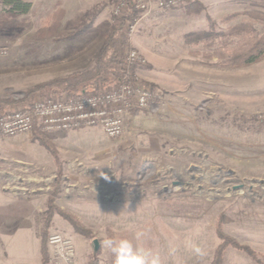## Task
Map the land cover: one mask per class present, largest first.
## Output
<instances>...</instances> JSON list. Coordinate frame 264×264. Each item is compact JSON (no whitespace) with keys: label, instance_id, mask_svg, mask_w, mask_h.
Wrapping results in <instances>:
<instances>
[{"label":"rangeland","instance_id":"obj_1","mask_svg":"<svg viewBox=\"0 0 264 264\" xmlns=\"http://www.w3.org/2000/svg\"><path fill=\"white\" fill-rule=\"evenodd\" d=\"M116 3L31 0L26 14L0 21V99L21 100L37 84L90 68ZM198 3L197 14L183 10L187 3L144 17L137 8L140 18L128 35L144 63L133 72L154 93L150 104L157 109L131 111L121 136L110 138L96 126L40 130L55 154L32 131L0 144V202L5 190L37 194L43 210L53 199L73 214L89 236L57 214L47 236L70 237L82 264L92 257L110 264L106 237L149 248L160 264H209L221 241L218 217L223 231L258 252L264 264V55L214 65L208 48L183 41L189 31L223 30L251 10L264 11V0ZM255 26L264 29L258 21ZM80 27L85 30L73 36ZM52 91H37L32 101ZM18 107L20 101L5 104L0 113ZM137 232L145 235L137 240ZM223 254V264H259L230 246Z\"/></svg>","mask_w":264,"mask_h":264},{"label":"trees","instance_id":"obj_2","mask_svg":"<svg viewBox=\"0 0 264 264\" xmlns=\"http://www.w3.org/2000/svg\"><path fill=\"white\" fill-rule=\"evenodd\" d=\"M133 0H129L131 2ZM182 6L187 14H197L198 0H191ZM182 4H180L181 6ZM178 6V5H177ZM31 8V0H0V21H7L10 18L26 14ZM247 18L239 20L223 30L213 28L207 30L189 31L183 35V41L188 46L204 45L210 51L205 54L206 57L215 56L214 65L236 66L244 63H250L258 57L264 55V29L260 31L255 24L258 22L264 25V11L251 10L247 12ZM138 16V10L129 3L126 12L121 16H113L109 31L104 35L103 42L98 50L94 64L85 70L71 73L63 78L54 79L46 83H40L29 89L21 100H11L12 103L21 102L23 107H29L32 104V97L37 91L54 90L50 94L65 92L80 94L82 92L102 90L111 86L120 80L124 73L125 62L123 57L125 52L131 48L129 40V25ZM85 28H78L72 34H80ZM211 53V54H210ZM134 70V66L130 67ZM50 96V95H49ZM8 100L0 99V112L5 104L11 103ZM133 109L132 111H134ZM1 114V113H0ZM35 139L43 145L50 153L55 154L56 149L39 132L40 128L34 123L32 128ZM57 214L65 221L73 225L75 230L84 236H89L86 230L76 217L70 212L58 207L52 200H48L46 208L38 215L41 237L42 261L47 262L48 253L46 246V236L53 226L54 216ZM217 236L221 240L218 244L209 264H223L224 250L227 246L239 249L247 253L257 263L262 264L258 252L250 249L248 246L238 243L223 231V220L218 217L215 222ZM110 264L112 256L109 252ZM88 264H100L98 258L92 257Z\"/></svg>","mask_w":264,"mask_h":264},{"label":"built area","instance_id":"obj_3","mask_svg":"<svg viewBox=\"0 0 264 264\" xmlns=\"http://www.w3.org/2000/svg\"><path fill=\"white\" fill-rule=\"evenodd\" d=\"M189 1L191 0H117L113 7V16L124 15L129 3L135 9L143 11L141 17H144L157 9L170 8ZM123 61L125 69L120 80L102 90L80 94L63 92L36 99L29 107H18L1 113L0 144L4 137L31 132L34 123L46 132L96 126L110 138L121 136L133 109H157L150 104V98L154 94L150 87L141 83L130 70L132 65L136 67L143 64L144 59L134 48H130L125 52ZM47 244L50 247V264H73L76 250L70 237L52 233L47 236Z\"/></svg>","mask_w":264,"mask_h":264},{"label":"crops","instance_id":"obj_4","mask_svg":"<svg viewBox=\"0 0 264 264\" xmlns=\"http://www.w3.org/2000/svg\"><path fill=\"white\" fill-rule=\"evenodd\" d=\"M3 192L0 202V264H50L48 259L46 263L42 261L38 215L43 209L37 203V194L10 196V192ZM10 197L17 201L11 202ZM76 257L73 264H82V256L76 253Z\"/></svg>","mask_w":264,"mask_h":264},{"label":"clouds","instance_id":"obj_5","mask_svg":"<svg viewBox=\"0 0 264 264\" xmlns=\"http://www.w3.org/2000/svg\"><path fill=\"white\" fill-rule=\"evenodd\" d=\"M144 235V232H137L136 239L139 240ZM56 239L59 238L57 237ZM102 244L111 253L112 264H160L158 255L151 249L134 245L127 238L106 237L103 239ZM191 247L198 256L203 255L200 247L195 244H191Z\"/></svg>","mask_w":264,"mask_h":264},{"label":"water","instance_id":"obj_6","mask_svg":"<svg viewBox=\"0 0 264 264\" xmlns=\"http://www.w3.org/2000/svg\"><path fill=\"white\" fill-rule=\"evenodd\" d=\"M90 246L92 248L93 255H96V253L98 252V249H99V241H98V239L93 238L91 240Z\"/></svg>","mask_w":264,"mask_h":264}]
</instances>
